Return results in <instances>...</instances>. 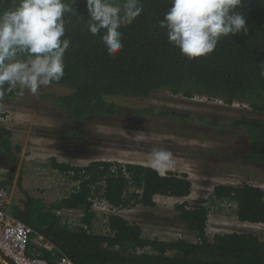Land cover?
I'll return each mask as SVG.
<instances>
[{
	"label": "trees",
	"instance_id": "16d2710c",
	"mask_svg": "<svg viewBox=\"0 0 264 264\" xmlns=\"http://www.w3.org/2000/svg\"><path fill=\"white\" fill-rule=\"evenodd\" d=\"M14 2L3 0L0 11ZM64 2L77 16H82L77 19L71 13L64 15L65 38L71 45L64 57L63 78L50 85L66 91L40 88L36 96L56 111L50 116L63 126L47 132L67 153H87L83 146L73 148L89 137L83 124L107 122L114 116L187 121V111L154 105L128 108L124 104L125 100L147 99L164 90L187 98L214 97L228 105L245 103L251 112L264 114V0H242L239 10L246 20L247 32L221 37L212 53L193 59L181 55L168 42L165 29L159 27L158 21L170 7V0H141L140 15L120 29L123 47L115 56H109L100 37L88 31L86 0ZM111 2L122 5L124 0ZM18 93L19 90L6 93V100ZM213 122L216 125L217 121ZM223 125L221 135L224 127H230L241 139L244 150L238 157L264 170V118L240 114ZM12 135L0 120V159L10 164L7 167L15 165L12 162L21 150L19 144H11ZM50 163L54 169L78 180V188L46 203L23 189L19 176L17 187L23 198L9 202L8 212L41 233L74 264H264V239L252 231L208 237L210 208L203 198L173 204V220L195 235V241L146 237L137 222L91 209V199L97 195L118 208L133 204L153 207L155 195L187 197L192 182L184 173L161 174L151 166L106 160L77 166L52 158ZM9 184L10 180L0 179V188H8ZM210 195L231 202L239 221L264 223L263 188L247 182L216 184ZM58 210H76L80 217L69 223V216L57 214ZM100 220L101 229L95 227ZM43 252L50 261V252Z\"/></svg>",
	"mask_w": 264,
	"mask_h": 264
},
{
	"label": "rangeland",
	"instance_id": "374dc122",
	"mask_svg": "<svg viewBox=\"0 0 264 264\" xmlns=\"http://www.w3.org/2000/svg\"><path fill=\"white\" fill-rule=\"evenodd\" d=\"M41 88L66 91L55 85ZM8 100L6 95L0 99V120L12 131L11 144L21 146L19 154L12 162L16 165L12 174L5 169L10 164L4 158L0 159V179L11 178L8 186L9 202H18L23 198L17 187L19 176L22 188L30 195L43 198L46 203L67 194L73 178L54 169L50 165L52 158L77 166H85L92 160H106L153 167V149L163 148L171 152V162L164 168H153L161 174L167 171L186 174L192 182L190 194L183 198L155 195L153 207L133 204L122 208L121 216L140 224L146 237L195 241V235L173 220V204L182 200L192 202L203 198L207 200L210 208L206 226L209 238L216 233L252 231L264 239V223L241 222L237 219L235 206L231 202L210 197L216 184L239 185L247 182L264 190V170L238 157L244 147L241 146L240 137L234 135L235 129L224 127V134L219 133L221 126L233 116L246 114L264 118L263 113L251 112L245 103L235 102L228 105L214 97L194 95L187 98L165 90L147 99H128L124 102L128 108L154 105L187 111L190 118L185 122H173L114 116L107 122L83 124L82 129L89 137L73 148L83 146L87 150L85 154L73 153V150L67 153L50 132H47L49 129L62 127L63 124L50 116L56 111L43 100L27 90L23 91V95L18 94ZM214 120L217 121L216 125L211 124ZM97 196L96 200H100L101 195ZM96 206L93 209L100 213ZM67 215L77 217L79 212L74 210ZM101 221H97L96 228L101 229Z\"/></svg>",
	"mask_w": 264,
	"mask_h": 264
},
{
	"label": "clouds",
	"instance_id": "9594fccd",
	"mask_svg": "<svg viewBox=\"0 0 264 264\" xmlns=\"http://www.w3.org/2000/svg\"><path fill=\"white\" fill-rule=\"evenodd\" d=\"M241 5L242 0H170L158 24L181 55L203 57L214 51L221 37L247 32ZM86 7L88 31L115 56L123 47L120 29L140 15L141 0H124L122 5L86 0ZM65 13L77 16L64 0H15L0 11V99L13 90L36 96L41 87L63 78L71 45L65 38ZM151 157L153 167L164 168L172 154L154 148Z\"/></svg>",
	"mask_w": 264,
	"mask_h": 264
},
{
	"label": "built area",
	"instance_id": "2783aa9c",
	"mask_svg": "<svg viewBox=\"0 0 264 264\" xmlns=\"http://www.w3.org/2000/svg\"><path fill=\"white\" fill-rule=\"evenodd\" d=\"M7 172L12 174L16 170V166L5 168ZM8 179L11 178H1ZM78 180H73L71 189L68 192L74 191L78 188ZM67 192V193H68ZM98 196L91 199V209L95 205L100 209L99 214H120L122 208H118L109 204L104 198L96 200ZM10 201V193L7 187L0 188V264H74L73 261L52 242L47 240L41 233L36 231L32 226L27 225L19 219L13 217L8 212V205ZM95 207V208H96ZM74 211V210H73ZM72 210L65 212L57 211V214H70ZM97 212V211H96ZM98 213V212H97ZM77 217L69 216V223L77 221ZM43 249L50 252L52 259L48 261L44 256Z\"/></svg>",
	"mask_w": 264,
	"mask_h": 264
},
{
	"label": "flooded vegetation",
	"instance_id": "af4514ba",
	"mask_svg": "<svg viewBox=\"0 0 264 264\" xmlns=\"http://www.w3.org/2000/svg\"><path fill=\"white\" fill-rule=\"evenodd\" d=\"M16 166V165H15Z\"/></svg>",
	"mask_w": 264,
	"mask_h": 264
}]
</instances>
